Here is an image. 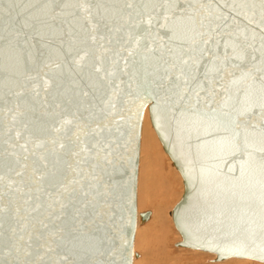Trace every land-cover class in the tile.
Returning <instances> with one entry per match:
<instances>
[{
  "label": "water",
  "instance_id": "1",
  "mask_svg": "<svg viewBox=\"0 0 264 264\" xmlns=\"http://www.w3.org/2000/svg\"><path fill=\"white\" fill-rule=\"evenodd\" d=\"M127 3L98 0L93 31L79 12L68 14L72 7L53 18L48 10L62 8L46 0H0V264L132 263L145 108L183 183L171 209L181 237L175 245L240 251L244 254L223 258L209 252L215 260L264 263V154L250 156L243 136L234 149V126L225 115L241 106L245 93L237 90L246 86L197 98L206 61H200L190 85L178 81L171 68L177 57H199L197 26L186 17L161 18L153 35L136 46L127 34L143 29L131 27L129 13L139 20L135 13L144 5ZM200 6L179 4L190 12ZM211 7L227 15L233 28L247 25L230 11L233 0ZM228 95L232 99L225 104ZM73 116L89 133L103 129L81 138L89 150L86 159L74 155L81 146L72 135L75 127L67 136L53 131ZM52 139L65 147L57 148ZM38 141L44 146L35 147ZM148 215L141 212V220Z\"/></svg>",
  "mask_w": 264,
  "mask_h": 264
},
{
  "label": "snow or ice",
  "instance_id": "2",
  "mask_svg": "<svg viewBox=\"0 0 264 264\" xmlns=\"http://www.w3.org/2000/svg\"><path fill=\"white\" fill-rule=\"evenodd\" d=\"M137 2L144 5L142 13L140 11L135 13L140 19L136 20L132 17V13H129V18L133 19L131 27L137 32L143 29V32L137 35L136 32L130 31L127 34V39L138 46L141 40L153 35L152 28L159 23L161 18L167 22L173 15L180 18L186 17L191 24L197 26L193 28V31L199 37L197 42L202 44L199 48V57L195 59L191 56L186 59L177 57V61L171 65V68L176 71V79L183 81L185 85H190L197 79L193 73L199 71L200 61L203 60L206 62L203 63V78L197 83L198 91L195 92L197 98H200L201 92L213 96L219 92H229L233 85H245L246 87L237 90L238 93L240 91L245 93V99L241 106L233 108L234 115L233 112L225 113L235 130L232 147L239 150L241 145L234 141L243 136V148L250 150V156L253 153L264 154V0H233L234 7L230 11L247 21V25L243 28L239 26L233 28L227 23L229 19L227 15L211 7L217 0H189L190 6L193 3L201 5L195 12H190L189 9L181 11L179 8L181 0H128L127 7L133 8V4ZM46 3L62 8L61 12H55L54 9L48 10L53 13V18L63 15V8L72 7L73 12L68 14L76 15L79 12L81 18L88 21L91 29L95 31L97 25L92 24V19L96 12L94 5L98 3V0H59V3L57 0H46ZM257 4L261 6L259 20L256 19ZM225 6L227 7V3ZM162 11L163 16H161ZM124 22L127 24L128 18H125ZM91 39L95 41V35ZM173 39H180V37L174 35ZM147 51L152 52L154 49L148 47ZM87 55L88 53L85 52L77 63H80ZM97 71L100 69L97 68ZM226 80L228 87H225ZM183 91L187 92L188 88L185 87ZM181 99H183V95H181ZM231 99L232 96L228 95L224 101L225 104ZM72 127L76 128L72 135L77 140H81L80 151L74 155L80 156L83 153L82 159H86L89 150L81 138L92 133L98 134L103 129H92V133H89L85 126L75 121L73 116L63 119L60 126L54 128L53 131L55 133L63 132L67 136ZM50 143L59 149L65 147L64 143H58L56 139H52ZM43 146L44 141H38L35 145L37 148ZM21 147H25L27 150L25 145ZM55 150L54 148L53 151ZM78 182L71 181L70 183ZM205 247L208 251L219 252L220 258L226 254H244L240 251L226 253L219 247Z\"/></svg>",
  "mask_w": 264,
  "mask_h": 264
},
{
  "label": "rangeland",
  "instance_id": "3",
  "mask_svg": "<svg viewBox=\"0 0 264 264\" xmlns=\"http://www.w3.org/2000/svg\"><path fill=\"white\" fill-rule=\"evenodd\" d=\"M152 131L154 133L153 129ZM141 144L142 135L140 146ZM153 145H156L159 150L161 149L160 151L163 157L161 156L160 161L157 163L154 162V165L151 166L148 162V154H146V152L142 154L140 148L136 202L139 215L144 211L150 212L149 218L143 220L141 224L148 222V224L151 223V225L154 226V222L156 221L157 225L155 229H142L141 227L137 229L133 243L135 259L132 264H168L172 261H176L177 264H193V262L194 264H219L223 262L231 264L233 261H239L238 264H264L263 262L254 261L252 259L235 257L223 259V261H215L214 253L175 246V243L179 241L181 237L171 221L170 212L173 205L179 199L182 193L181 191H183V183L178 170L174 165L172 166L171 159L167 154H164L165 151L161 143L157 144L155 141ZM146 166H148L149 170L145 172ZM165 172L167 173V182L165 181ZM170 183H172L171 186ZM142 193L150 196L151 205L145 204L147 203L145 199L139 200ZM165 198L166 200H164ZM160 216H163V218L165 217V220L162 227L159 226L160 228H158L159 221L157 219H160Z\"/></svg>",
  "mask_w": 264,
  "mask_h": 264
},
{
  "label": "bare ground",
  "instance_id": "4",
  "mask_svg": "<svg viewBox=\"0 0 264 264\" xmlns=\"http://www.w3.org/2000/svg\"><path fill=\"white\" fill-rule=\"evenodd\" d=\"M152 129H153V127H152V125H151V123H150V120H149V115H148V109L147 108H145V111H144V114H143V117H142V122H141V129H140V138H139V150H138V160H137V176H136V197H137V180H138V166H139V151H140V148H141V150H142V154H144V152H146V154H148V156H147V158H148V162L150 163V165L151 166H153L154 165V162H158V161H160V157L162 156L163 157V155L161 154V149L159 150V148H157V146L156 145H153V143L156 141L157 142V144H160L161 142H159V139H158V137H157V135H156V132L154 131V133H155V135H154V133H153V131H152ZM154 130V129H153ZM141 135H142V144H141V146H140V140H141ZM144 140V141H143ZM144 145V146H143ZM162 145V144H161ZM165 151V150H164ZM146 154H145V156H146ZM164 154H167L166 152L164 153ZM168 155V154H167ZM146 158V157H145ZM174 164L172 163V166H173ZM149 166V165H148ZM148 166H146V170H145V172L147 171V170H149L148 169ZM162 167V166H161ZM175 167V166H174ZM150 168V167H149ZM176 168V167H175ZM166 173V172H165ZM165 175V174H164ZM163 175V176H164ZM167 180V173H166V175H165V181ZM164 181V180H163ZM167 182V181H166ZM170 182V181H169ZM169 184V183H168ZM172 185V183H170V186ZM168 187V186H167ZM170 188V187H169ZM168 188V189H169ZM166 189V188H165ZM118 191H119V194L120 193H122V192H120V190L118 189ZM171 192V191H170ZM182 192V191H181ZM171 195V194H170ZM167 196H169V195H167ZM180 196H181V194H180ZM142 197V198H141ZM167 198V197H166ZM166 198L164 199V200H166ZM140 199H145V202H147V203H145V204H150L151 205V202H150V196L149 195H146V194H144V193H142L141 195H140V198H139V200ZM144 202V201H143ZM162 202V201H161ZM164 203V202H163ZM150 205H148V206H150ZM143 206V205H142ZM146 207H147V205H146ZM144 208V207H143ZM136 212H137V215H136V226H135V231H134V237H135V233H136V231H137V229H139V227H141L142 229H146V228H156L155 226L157 225V222L155 221L154 222V226L153 225H151V223H149L148 224V222H145V223H143V224H141L142 222H143V220H147L148 218H149V216H150V212H149V215L147 216V218H145V219H143V220H141V217H140V215H139V213H138V211H137V202H136ZM166 216V215H165ZM170 217H171V221H172V223H173V220H172V215H171V212H170ZM158 221H159V223H158V228H160L159 226H161L162 227V225H163V222H164V220H165V217L163 218V216H160V219H157ZM162 220V221H161ZM140 224V225H139ZM139 225V226H138ZM148 225V226H147ZM174 225V224H173ZM175 227V226H174ZM163 229V228H162ZM176 229V228H175ZM178 232V231H177ZM133 243H134V239H133ZM175 246H177V245H175ZM177 247H184V246H177ZM185 248H190V247H185ZM191 249H194V248H191ZM132 250H133V246H132ZM194 250H199V251H203V250H200V249H194ZM205 252H209V251H205ZM211 253V252H210ZM135 259V254H134V250H133V254H132V263H133V260ZM228 259V258H227ZM247 259V258H246ZM215 260V259H214ZM171 261V260H170ZM215 261H223V259H221V260H215ZM240 261H242V260H240ZM169 262V261H168ZM232 262V261H231ZM131 263V264H132ZM183 263V262H182ZM232 263H239V261L237 262V261H233ZM231 263V264H232ZM166 264V263H165ZM168 264H177L176 263V261H172V262H169ZM193 264H194V262H193ZM219 264H226V262H223V263H219Z\"/></svg>",
  "mask_w": 264,
  "mask_h": 264
}]
</instances>
